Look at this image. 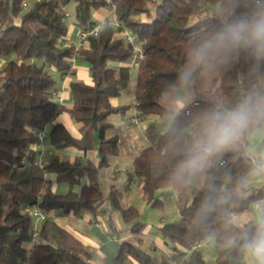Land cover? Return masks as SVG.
Listing matches in <instances>:
<instances>
[{
	"label": "trees",
	"instance_id": "16d2710c",
	"mask_svg": "<svg viewBox=\"0 0 264 264\" xmlns=\"http://www.w3.org/2000/svg\"><path fill=\"white\" fill-rule=\"evenodd\" d=\"M70 2L75 3L72 22L81 29L98 23L93 13L100 8L111 9L114 16L78 49L63 41ZM262 9L264 0H0V58L5 59L0 69V264H92L91 248L51 217L37 224L39 238L28 248L34 226L24 211L29 205L78 216L94 214L107 199L122 220L131 223V233L143 228L139 210L123 206L117 188L107 194L102 190L94 162L84 156L69 161L45 155L40 166L35 149V130L47 128L55 149L73 147L85 154L97 148L100 167L121 152L124 140L106 131L112 126L109 115L130 108L113 105L111 98L129 85L134 46L141 51L134 69V106L148 122L147 145L133 159V175L141 179L148 205L162 207L164 191H169L165 196L170 191L176 195L179 218L160 226L165 243L179 264H205L202 249H190L189 244L212 238L214 264H244L239 261L243 238L258 222L232 221L256 198L245 194L255 163L239 143L246 146V132L264 127V122L250 126L233 145L211 156L203 170L177 173L203 137L208 113L232 108L250 93L264 95V58L251 50L192 63L196 49L226 22ZM123 30L134 37V44L126 42ZM73 58L89 64L91 83L75 77ZM189 68L185 85L180 76ZM49 70L71 75V107L55 100L56 78ZM64 111L78 124V137L56 120ZM54 183L67 184V191L55 192ZM169 257L121 240L107 264H171Z\"/></svg>",
	"mask_w": 264,
	"mask_h": 264
},
{
	"label": "crops",
	"instance_id": "0c3cea01",
	"mask_svg": "<svg viewBox=\"0 0 264 264\" xmlns=\"http://www.w3.org/2000/svg\"><path fill=\"white\" fill-rule=\"evenodd\" d=\"M93 16L96 20H109L112 21L114 16L113 12L109 8H100L94 11ZM19 21V19H16ZM64 42H68L69 45L74 46L75 49L80 48L81 46L85 45V42L82 43L78 36V27L71 22L68 26V32L65 38L63 39ZM5 62L4 58H0V69ZM71 70L75 74V77L79 80H82L86 83H91L90 73H89V64L79 58H73L71 63ZM53 75L56 78L55 88L53 90L54 98L56 101H59L63 104L66 108L71 107L72 100H71V93H70V81L72 79L70 74L59 75L55 71H53ZM125 91V90H124ZM122 91L118 96L111 98V103L113 105H121V104H129L130 108L125 112H118L113 113L108 116V119L112 123V126L106 131V135H115L118 138L124 140V146L121 152L118 154L130 155L134 157L140 152V150L144 146H140L138 143L136 144L135 141L140 137V133H142L143 137H145V125H141L139 123H132L130 118L133 114L137 113V110L134 106V94L133 90L131 94H125ZM57 121L63 123L65 127L74 135L75 137L79 136L78 132V124L74 122L68 112H62L56 119ZM134 127L138 128V130L134 129ZM46 136H45V134ZM44 139L42 141L41 147L37 144L35 145V149L37 151V158L39 155L42 159H44L45 155H56L62 160H69L72 161L76 156H81L89 159L90 161L94 162V164L98 167V176L101 178V167L98 166L99 162V154L97 148L88 150L85 154L81 151L76 150L73 147H67L64 149H55L51 146L48 136H47V128L43 131ZM147 140V139H146ZM246 140L247 145L246 148L250 149V153L252 155V161L255 163V169L248 175L246 180V190L250 192L249 194L256 195V198L251 202L250 206L243 212L236 214L242 215L243 221L241 224L246 223L249 220H254L255 222H259L264 220V172L258 171L259 166L264 165V127H260L253 132L247 131L246 132ZM146 146V145H145ZM133 159L130 163V170L126 169L123 172V165L122 158L116 159L113 163V166L109 170H105L103 172L102 180L103 184L105 185V190L102 189L106 194L112 187L117 188L118 180L124 179L126 176V184L124 186L125 193H128L129 188L131 187V180L132 170H133ZM110 158L108 160V163ZM127 163L129 164V158L127 159ZM102 173V172H101ZM59 183L53 184V190L57 193V186ZM65 184V183H61ZM67 186V184H65ZM101 185V184H100ZM102 188V187H101ZM68 189V186H67ZM66 189V191H67ZM64 191V193L66 192ZM165 192V191H164ZM161 193V195H166L169 191L165 193ZM174 194L170 191V195ZM175 195V194H174ZM176 196V195H175ZM129 198V197H128ZM165 198V197H163ZM126 199V198H125ZM107 200V199H106ZM104 200V201H106ZM103 201V202H104ZM108 201V200H107ZM102 202V203H103ZM109 202V201H108ZM123 202V200H122ZM127 206L128 201L125 200L123 202ZM122 204V203H121ZM102 205V204H101ZM99 206L97 211L93 213L84 212L81 215L75 216L72 214H62L59 212H48V216L51 217L56 223L64 227L67 231H69L75 238L80 240L83 244L88 245L91 248L90 251V262L92 264H107L110 258L113 256V248L117 246V244L122 240L119 238V234L116 235V225L115 219H117L120 215V211L116 209V214L112 215L111 211L107 212L103 210L102 206ZM119 215V216H118ZM102 218H106V224L112 230V233L108 235V240H93L83 229L79 227V223H92L100 232H104V228H100L96 225V223H102ZM36 221V225L38 224ZM164 223H161L162 226ZM118 233V232H117ZM111 235H115L117 237L116 240H112L110 237ZM209 238L204 239L201 241V249L202 245H205L208 242ZM26 246L28 248L31 247L30 242L28 241ZM152 246L158 251L162 252L168 256L172 255L171 245L165 243L164 239H155L152 243ZM240 263L248 264V257L244 252L241 253L239 258ZM128 264H137L135 260H129ZM212 264H214V258L212 259Z\"/></svg>",
	"mask_w": 264,
	"mask_h": 264
},
{
	"label": "clouds",
	"instance_id": "9594fccd",
	"mask_svg": "<svg viewBox=\"0 0 264 264\" xmlns=\"http://www.w3.org/2000/svg\"><path fill=\"white\" fill-rule=\"evenodd\" d=\"M240 49L251 50L258 59L264 58V9L251 17L226 22L196 49L192 63H206L214 55H227ZM190 77L191 68L181 73L180 80L187 85ZM261 122H264V95L258 93L248 94L232 108L218 107L208 113L204 117L203 137L182 162L177 175L203 170L211 156L229 148L246 129ZM258 171L264 172V165ZM241 248L248 264H264V220L256 224L254 232L244 236Z\"/></svg>",
	"mask_w": 264,
	"mask_h": 264
},
{
	"label": "rangeland",
	"instance_id": "374dc122",
	"mask_svg": "<svg viewBox=\"0 0 264 264\" xmlns=\"http://www.w3.org/2000/svg\"><path fill=\"white\" fill-rule=\"evenodd\" d=\"M159 1V0H156ZM74 2H70L67 4L65 10L68 12L69 16L67 17L68 21V26L72 22L73 19V14H74ZM194 19H192L193 21ZM11 58H15V56H11ZM134 56H132L129 60V63L133 60ZM51 71V70H49ZM52 72V71H51ZM53 73V72H52ZM134 80H135V70L132 69L131 71V80L129 82L128 87L125 89L124 93L125 94H131L134 86ZM148 120L143 119L141 120L140 124L145 125L147 124ZM134 129L138 130V128L134 127ZM45 134V133H44ZM140 137L135 141V143L139 144L141 147L147 145V140L143 137L142 133H140ZM46 136V134H45ZM239 147H241L243 150V153L249 158L252 159V155L250 153V149L246 148L245 146H242L241 143H239ZM131 152H129L128 155L120 154V155H114L110 157V161L108 164L103 165L101 167V172L99 177V181L101 184L102 189H106L105 185L103 184L102 180V174L105 172V170H109L112 168L113 163L115 162L116 159L122 158V162L124 163L123 165V172L126 171V169L130 170V163L133 159V156L130 155ZM129 158V164L127 163V159ZM132 182H131V187L129 188L128 193H125L124 186L126 184V176L122 180H118V186L117 189L121 192V203L122 205H125L123 202L125 200L128 201V204L134 205L137 207V209L140 212V221L144 223L143 228L141 231L137 234L131 233L130 231V226L131 223H126L122 220V218L119 216L117 219H115V225H116V235L119 234V238L122 240H131L138 244L143 250L148 251V252H155L158 253L156 249L152 246V243L155 239H163L162 233L160 230V225L161 223H167L174 221L179 218V212L178 208L176 205L175 198L176 196L174 194L169 195V196H164V205L162 207L158 206H151L145 203L142 193H141V179L138 177H135L133 175V170H132ZM67 186L65 184L59 183L57 186V191L59 193H64L66 191ZM250 192H245V194H249ZM129 197V198H128ZM126 198V199H125ZM123 200V202H122ZM102 208L103 210L109 212L111 211L112 215L116 214V209L110 206V203L106 200L102 203ZM232 221L236 225H242L243 221V216L242 215H233ZM40 223V221H38ZM102 227L104 228V232H100L92 223H79V227L84 230L93 240H108V235L112 233V230L108 227L106 224V218H102ZM213 239L209 238L208 242L205 245H202V251L204 253V259H205V264H212V259L214 258V247H213ZM117 246L113 248V254L116 253Z\"/></svg>",
	"mask_w": 264,
	"mask_h": 264
},
{
	"label": "built area",
	"instance_id": "2783aa9c",
	"mask_svg": "<svg viewBox=\"0 0 264 264\" xmlns=\"http://www.w3.org/2000/svg\"><path fill=\"white\" fill-rule=\"evenodd\" d=\"M26 3H23V6L26 7ZM65 14V17L67 19V17L69 16L68 12L65 10L64 12ZM107 23V20H100L98 21V23L94 24L93 26L89 27L88 29H81V28H78V36L80 38V40L83 42L86 41V39L89 37V36H97L99 30ZM115 26H118V23L116 21H113L112 22ZM121 34L124 36L126 42L128 43H131V44H134V37L127 31L123 30L121 32ZM65 45H69L68 42H64ZM135 48V55H134V58L133 60L131 61L130 65L133 69H136L139 65V59L141 57V51L139 50V48L137 46H134ZM140 116L138 113H135L131 116L130 118V121L132 123H139L140 122ZM35 133L37 135V145L41 147L42 145V141L44 139V134H43V131L41 130H35ZM38 160V164L40 166H42L44 163H43V159L41 158V156L39 155V157L37 158ZM24 211L29 213L33 219V230H32V233H31V236L29 238V242L31 244V246L33 244L36 243V241L38 240L39 238V230L37 228V225H36V221L37 220H43V219H46L48 218V214L44 211H42L40 209V207L37 205V204H34V205H29V206H26L24 208ZM96 225L100 228H102V224L100 222L96 223ZM112 240H116L117 237L115 235H111L110 237ZM201 247V241H194L192 243L189 244V248L190 249H193V248H199ZM169 261L171 264H179V259L177 257V255L175 254H172L170 255L169 257Z\"/></svg>",
	"mask_w": 264,
	"mask_h": 264
},
{
	"label": "water",
	"instance_id": "95a60500",
	"mask_svg": "<svg viewBox=\"0 0 264 264\" xmlns=\"http://www.w3.org/2000/svg\"><path fill=\"white\" fill-rule=\"evenodd\" d=\"M98 133H99V130H97L96 132H95V134H94V142L95 143H98ZM100 165V163L98 164V166ZM252 228H255V225H252L251 226Z\"/></svg>",
	"mask_w": 264,
	"mask_h": 264
}]
</instances>
